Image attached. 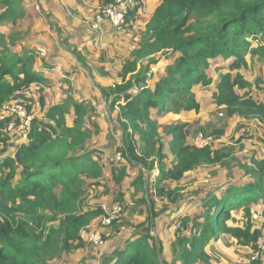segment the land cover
Wrapping results in <instances>:
<instances>
[{
    "label": "trees",
    "instance_id": "trees-1",
    "mask_svg": "<svg viewBox=\"0 0 264 264\" xmlns=\"http://www.w3.org/2000/svg\"><path fill=\"white\" fill-rule=\"evenodd\" d=\"M0 4L4 8L0 25H16L28 15L24 0H0ZM140 8L127 21L135 19ZM15 48L13 37L0 32V111L13 102H24L30 109L35 104L25 94L34 84L43 88L36 92L41 114L31 120L28 143L18 146L14 156L0 158V264H57L88 245L82 231L105 215L101 205L89 209L85 201L87 189L100 185L103 176L102 151L88 146L100 127L91 121L94 108L85 99L69 97L49 105L48 80L35 69L39 56L26 46ZM73 54L86 66L77 48ZM257 56L264 63V0H161L138 46L118 72V81L100 87L108 111L117 113L122 157L118 162L139 169L140 185H133L136 194L143 189L140 202L149 206L154 218L146 173L159 170L153 182L155 193L176 200L180 190L167 188V183H182L201 167H225L236 151L225 145L198 148L189 142V124L161 126L160 119L169 113H200L193 89L204 85L214 87L213 99L227 118H256L264 123L260 98L264 79L257 76L251 81L244 75L253 70ZM219 59L227 62L221 64L227 69L215 77L211 61ZM160 64H166V70L159 75L154 69ZM8 125V119H0L2 154L11 147ZM215 134L222 138L225 132ZM163 136L169 139L173 159L165 152ZM251 164L245 171L253 181L229 182L222 195L211 192L200 198L202 212L181 218L182 230L189 234L174 242L173 263L164 258L163 244L146 231L124 241V246L113 243L99 264H215L206 246L224 235L254 249L262 235L254 212L261 211L264 218V160L252 158ZM112 173L119 183L128 176L126 165ZM120 197L124 200V195ZM235 214L241 219L235 221ZM121 217L108 226L115 234L122 231ZM232 221L236 223L231 225Z\"/></svg>",
    "mask_w": 264,
    "mask_h": 264
},
{
    "label": "rangeland",
    "instance_id": "rangeland-1",
    "mask_svg": "<svg viewBox=\"0 0 264 264\" xmlns=\"http://www.w3.org/2000/svg\"><path fill=\"white\" fill-rule=\"evenodd\" d=\"M103 1L105 6L109 0ZM24 2L28 15L18 20L16 25L12 22L1 24L0 32L13 37L18 44L16 50L19 46H26L30 49L31 46L32 49L36 46L44 47L46 55L38 57V69L47 68L52 74L59 68L58 70L64 76L67 74L70 84L67 85V81L64 82L66 85H63L60 92L58 91L54 96L47 94L49 102L57 104L73 97L78 100L85 99L86 102L92 104L94 112L91 121L100 127V133L93 136L88 146L91 149L102 151L103 155L99 157L104 169L103 176L98 181L100 185L87 189L86 205L92 209L95 205L113 206L121 202L123 208L125 207V211L121 214V233L115 234L110 227H104L101 222L102 217H98L87 226L88 228L86 227L87 232L83 238L88 245L67 254L62 260H58L57 264H99L100 257L113 243L116 242L117 246H124L125 244H122L124 241L135 238L137 234L146 231L163 244L164 258L169 263H173L176 260L173 244L184 233H188L182 230L181 218L187 215L193 216L203 210V202L200 198L211 192L222 195L229 182L253 181L250 176L246 175L245 167L252 165V158L264 160V123L256 118L251 120L227 118L224 108L218 107L213 99L214 87L196 86L193 92L201 104L200 113L189 112L183 115L169 113L160 119L161 126L187 123L191 135L190 143L195 145L197 136L203 134L211 139L214 149L225 145L233 146L236 151L234 156L226 160L227 166L225 167L219 165L201 167L188 175L182 183H167V188L180 190L176 194L179 196L176 200L172 199L175 196L161 198L155 193L153 182L159 170L146 173L145 178L151 188L149 199L154 202L152 208L156 214L154 218L149 211V206L140 202L143 189L136 194L137 189L133 185L134 182L140 185L139 169L131 167L123 160L118 163L110 161L119 153L121 132L115 124L117 113L111 114L108 111L107 101L100 91V87H108L118 81L117 74L123 63L131 57L132 51L138 46L144 25L150 17L149 11L145 12L147 16L138 12L135 19H129L122 30H115L114 33L105 35L104 41L98 43L97 39L101 35L93 32L90 26L98 10L103 6L101 0H24ZM160 2L161 0H150L149 5H152L150 8ZM2 9L4 8L0 4V11ZM76 48L82 53L86 66L73 54ZM258 58L257 56L253 59L256 62L252 64L253 70L244 71L246 78L251 81H255L257 76L264 79V63ZM173 60L169 62L172 63ZM47 64L50 66L56 64V66L51 69L46 67ZM166 64H160L154 69L157 74L165 72ZM221 64H227V62L222 59L217 62L211 61V73L215 77L218 76L220 70L226 71L227 69H222ZM102 71L109 75H104ZM59 79L57 75L56 80ZM48 82L54 84L53 79ZM260 98L264 101V85L263 91H260ZM33 103L35 106L32 105L27 111L32 117L35 114H41L38 96ZM72 123L73 113L69 116V124ZM19 126L18 124V129L15 128L8 132L11 147L6 154H2V149H0L1 158L12 155L18 146L28 143V136H25L27 129H19ZM90 127L94 129L92 124ZM216 131H224L225 134L222 138H217ZM168 140L166 136H163L165 152L169 158L173 159L174 155L167 145ZM121 163L126 165L128 176L119 183L114 179L112 171H120L123 166ZM121 195H124V200H121ZM260 212H254L258 216L254 221L264 235V218ZM234 216L235 221L241 219L239 214ZM234 223L236 222L232 221L231 225ZM97 232H100V237L96 236ZM99 239L103 244L97 243ZM254 246L255 250L224 235L211 241L206 246V251L214 256L215 264H264V250H259L256 244ZM255 256H257L256 260Z\"/></svg>",
    "mask_w": 264,
    "mask_h": 264
},
{
    "label": "built area",
    "instance_id": "built-area-1",
    "mask_svg": "<svg viewBox=\"0 0 264 264\" xmlns=\"http://www.w3.org/2000/svg\"><path fill=\"white\" fill-rule=\"evenodd\" d=\"M142 3L143 0H109V4L100 7V9L98 10V13L96 14L91 25L92 30L95 32H102L103 27L107 24L111 25L114 30H122L123 27L126 25L128 16L137 8L139 9ZM36 54L38 56L44 57L46 55L45 49H39ZM42 88L43 86L41 84L32 85L31 92L25 94L27 97L26 99L34 100L37 99V96L39 98V95L36 92H38ZM27 111L28 107L27 104L24 102H13L7 104L2 109V111H0V119L9 120L7 132H11L15 128L18 129L17 125L19 124V129H27V134L25 136H28L31 120L33 117L30 114L28 115ZM211 142L212 141L210 138H207L203 134H199L196 138L195 146H197L198 148H205L212 146ZM121 159V154H117V156L114 159H111L110 161L111 163L118 162ZM101 207L105 213V215L102 216L101 221L104 227L111 226L113 222L120 217L123 211L122 206L119 204L114 205L112 207L103 204ZM257 218L258 216L254 214L253 219ZM87 228L82 231V237H84V235L86 234ZM96 236L100 237V232H97ZM97 243L103 244L100 239L97 241ZM256 247H258L259 250H264V235L259 236L256 242ZM254 259L256 260L257 256H255Z\"/></svg>",
    "mask_w": 264,
    "mask_h": 264
},
{
    "label": "crops",
    "instance_id": "crops-1",
    "mask_svg": "<svg viewBox=\"0 0 264 264\" xmlns=\"http://www.w3.org/2000/svg\"><path fill=\"white\" fill-rule=\"evenodd\" d=\"M150 4V0H143V3L141 4V8H140V13L142 12V13H144L145 15H146V11H149V13H150V15L149 16H151L153 13H154V11L156 10V8H157V6L158 5H155V6H153V8H150L152 5H149ZM101 5H104V1L103 0H101ZM149 6V7H148ZM102 7V6H101ZM148 7V8H147ZM147 16V15H146ZM146 23H147V21H146ZM145 23V24H146ZM145 26V25H144ZM91 27V26H90ZM92 29V28H91ZM93 32H95V31H93ZM115 32V30H114V28L111 26V25H109V24H107V25H105L104 27H103V30H102V32H95V33H98L99 34V36L101 35V37H99L97 40H98V43H100V42H103L104 41V38H105V35H110V34H112V33H114ZM31 49H32V46H31ZM33 49L36 51V53L38 52V50L39 49H45L44 47H33ZM39 66V62L37 63V65H36V71L38 72L39 71V73L41 74V75H43V76H45V78H47V80L48 81H50L51 79H53V81H54V84H50L49 82L45 85L46 86V88H45V94H46V100H47V103L49 104V105H53L54 103H52L51 101L49 102V99H47L48 98V96H47V94L48 95H50V96H54V95H56L57 93H58V91L60 92V89H61V87H63V85H66V83H67V85H69L70 84V81L69 80H67V74L64 76L63 74H62V72L61 71H59L58 69H57V71L55 72V73H52V74H50L48 71H49V69H47V68H43L42 70L41 69H38L37 67ZM54 66H56V64H54V65H52L51 64V66L49 65V64H47L46 65V67H48V68H51V69H54L55 67ZM57 75L60 77V79L59 80H56V78H57ZM67 81V82H66ZM64 82H66V83H64ZM47 88H49V89H47ZM14 154H15V152L12 154V155H10V156H14ZM6 157V156H5ZM0 158H1V156H0Z\"/></svg>",
    "mask_w": 264,
    "mask_h": 264
}]
</instances>
